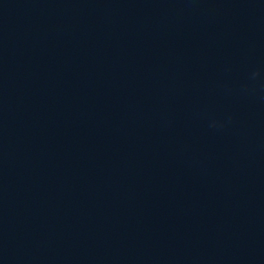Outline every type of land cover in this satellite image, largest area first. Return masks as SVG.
<instances>
[{
	"label": "water",
	"instance_id": "obj_1",
	"mask_svg": "<svg viewBox=\"0 0 264 264\" xmlns=\"http://www.w3.org/2000/svg\"><path fill=\"white\" fill-rule=\"evenodd\" d=\"M0 264H264V0H0Z\"/></svg>",
	"mask_w": 264,
	"mask_h": 264
}]
</instances>
